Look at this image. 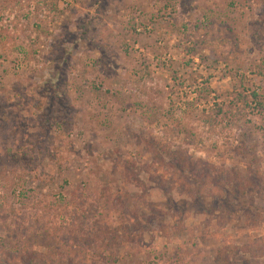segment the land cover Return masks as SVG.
Returning <instances> with one entry per match:
<instances>
[{"label":"rangeland","instance_id":"obj_1","mask_svg":"<svg viewBox=\"0 0 264 264\" xmlns=\"http://www.w3.org/2000/svg\"><path fill=\"white\" fill-rule=\"evenodd\" d=\"M30 252L264 264V0H0V264Z\"/></svg>","mask_w":264,"mask_h":264},{"label":"trees","instance_id":"obj_2","mask_svg":"<svg viewBox=\"0 0 264 264\" xmlns=\"http://www.w3.org/2000/svg\"><path fill=\"white\" fill-rule=\"evenodd\" d=\"M255 96V95H253ZM158 144L155 146L157 147ZM159 147V146H158ZM160 148V147H159ZM162 150L161 153H166L168 159L172 162V166L175 170H177L180 174H185L186 178H188L189 181L192 182V185L194 186V189L192 191V195L190 193V196L192 199H190V203H186L188 205L191 204V201L195 198L196 203L200 206L201 208V197L203 196H208L211 198V200L215 203L217 210H219L220 204H224L225 200L230 197V194L227 191V187L222 186L219 180H227L228 179V174L221 172L217 169H214L213 167L207 165V164H202L198 162H194L191 160V158H185L181 156L179 153L171 152V151H164ZM155 154L157 151H154ZM160 155V154H159ZM200 166L205 167V170L200 172ZM253 175L256 176V172H252ZM226 175V177H224ZM193 196V197H192ZM225 199V200H224ZM203 210V209H201ZM110 231H106L105 234H109ZM101 240V239H100ZM104 244H109V241H104ZM104 247V246H103ZM224 255V252H219L218 256L219 258ZM215 258V263L218 260ZM225 257V256H224ZM18 263L14 264H48L49 258L45 259L42 255L36 253V252H30L26 253L20 257H18ZM229 264L228 259L225 257L224 258V263ZM6 264H11V263H6ZM57 264H64L62 261H59Z\"/></svg>","mask_w":264,"mask_h":264}]
</instances>
